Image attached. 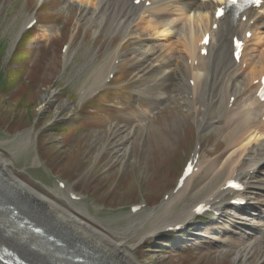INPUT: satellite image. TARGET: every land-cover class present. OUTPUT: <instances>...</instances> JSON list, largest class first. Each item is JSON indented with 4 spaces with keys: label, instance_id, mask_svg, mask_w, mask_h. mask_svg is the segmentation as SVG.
Segmentation results:
<instances>
[{
    "label": "rangeland",
    "instance_id": "obj_1",
    "mask_svg": "<svg viewBox=\"0 0 264 264\" xmlns=\"http://www.w3.org/2000/svg\"><path fill=\"white\" fill-rule=\"evenodd\" d=\"M83 4L79 0H0V70L8 76L7 89L0 88V157L8 171L87 221L91 227L79 229L99 235L89 240L101 239L100 245L113 256L129 251L138 264H261L258 249L250 250L246 260L238 253L247 244H242V235L262 225L264 170L245 178L247 209L232 210L225 197L231 195L222 192L215 198L226 200L217 199V208L203 222L196 216L187 219L197 203L220 188L221 181L207 188L212 172L205 168L222 155L235 135L221 138L216 129L199 128L201 117L193 109L203 108L202 95L192 103L174 89L168 101L158 99L153 74L141 69L147 73L144 77L139 72L138 31L123 36L112 23L100 25L91 20V10ZM32 18L37 19L30 27L33 38L18 49L21 60L10 59L12 46ZM259 31L252 43L257 36L264 37ZM254 44L255 49L263 46ZM90 84L97 86L99 95L85 103L79 92ZM220 91L221 86H216L215 100L219 99L209 104L208 117L224 106ZM154 110L157 113L151 115ZM139 118L149 124L135 128ZM195 152L194 173L172 193L182 165ZM226 170L221 169L222 175ZM58 180L64 188L57 186ZM203 185L202 195L195 196ZM70 190L79 199H71ZM165 194L168 199L163 200ZM135 204L141 207L133 213L130 207ZM16 212L12 214H21ZM21 217L44 233H49L45 227H56V223L41 222V226ZM182 219L187 222L177 233L162 238L170 224ZM69 221L65 218L64 226L56 229L65 228ZM75 247L72 250L82 249ZM15 250L21 255L26 248Z\"/></svg>",
    "mask_w": 264,
    "mask_h": 264
},
{
    "label": "bare ground",
    "instance_id": "obj_2",
    "mask_svg": "<svg viewBox=\"0 0 264 264\" xmlns=\"http://www.w3.org/2000/svg\"><path fill=\"white\" fill-rule=\"evenodd\" d=\"M79 1L90 8L91 11L88 12L92 21L100 25L112 23L113 29H119L123 36L131 30L138 31L139 34L135 33L138 45L135 56L138 57L139 72L144 77L147 73L141 69L149 70L153 74L150 75L151 80L153 79L150 81L153 82L155 89L153 93L158 99L168 101L167 95H170L174 89L178 93L180 89L187 99L190 97L192 103L202 95L200 104L203 108L193 109L196 113L199 112L201 120L205 119L204 124H200L201 120L199 121V128L216 129L218 137L221 138H226L230 134L235 135L226 145V150L221 152L222 155L211 160L206 166L205 170L212 172L207 188L211 184L214 186L218 181H221L219 184L222 187L230 179L237 180L243 185V188L237 192L230 188L216 189L204 199L205 204L212 206L215 197L222 192H228L231 199H245L247 186L244 185L243 180L264 170V119H261L264 116V101H261L257 95L261 76L264 75L263 34L257 36L259 38L257 42H253L255 43L253 46L258 44L263 46L258 47L259 49L251 47L253 44L251 40L260 33L256 31L261 28L264 32V3L260 7L249 8L234 15L227 12L222 18L216 19L214 13L224 0H148L147 5L146 0L138 3H135V0ZM177 13L180 15L175 16ZM247 32H251V39L246 38ZM206 33L209 34L208 44L205 47L206 54H201L200 41ZM175 36L177 38H174ZM233 37L243 40L238 62L232 56ZM165 43L167 49H160ZM187 54L191 56V62L195 60V64L187 63ZM242 63H245L244 67ZM254 78L258 80L253 84L251 80L253 81ZM189 79L192 80V85ZM216 86H221L220 95L222 94V101L225 100L226 103L221 112L216 111V114L208 117L209 107L219 99L215 100L217 96L219 97L215 92ZM81 93L87 94V90L82 89ZM45 95L47 99L50 97V93ZM231 97L232 100L229 101ZM142 122L143 118H139L134 127L149 124L148 120L147 123ZM125 131L130 134L131 130ZM223 168L227 170L226 174L222 175ZM0 170V245L5 244L0 247V264L138 263L129 251L123 255L113 256L110 250L100 245L101 239L89 240L91 236L97 234L91 230L79 229L83 225L85 226L81 229L91 227L87 221L73 215L50 197L12 175L2 157H0ZM204 185L200 186L203 189L199 187L196 190L195 196L202 195L200 193L205 190ZM16 211L21 214H12ZM22 215L34 219L41 226V222H47L56 223V227H45L49 233H44L45 230L36 233L34 228L37 226L29 219L21 217ZM262 215L264 216V213ZM263 216L260 219L263 226L250 235L243 234L240 240L242 244H247L242 251L238 250L241 251L238 254L246 260L249 258L250 250L258 249L261 264H264ZM190 217L191 215L188 214L187 219ZM65 218H70V221L65 223V228L57 230L56 228L64 226L62 221ZM184 220L182 219L181 224L185 222ZM52 237L54 239L59 237L61 240L57 241ZM65 242L69 244L66 245ZM112 243L116 244V241ZM231 244L236 243L231 240ZM75 246L81 247L87 253L82 249L72 250L73 247L77 249ZM15 247L20 251L25 248L26 250L24 253L21 251L20 255Z\"/></svg>",
    "mask_w": 264,
    "mask_h": 264
},
{
    "label": "trees",
    "instance_id": "obj_3",
    "mask_svg": "<svg viewBox=\"0 0 264 264\" xmlns=\"http://www.w3.org/2000/svg\"><path fill=\"white\" fill-rule=\"evenodd\" d=\"M41 6V5H40ZM39 6V8H40ZM35 32H33L32 30L31 31H28L21 39V41L18 43L17 45V48L15 49L14 53H13V59L15 60H21L22 58V54H20L18 52V49L22 48V46L24 44H26V42H28L29 40H31L34 36ZM4 80H1L0 79V88L6 90L7 89V86H8V82H3Z\"/></svg>",
    "mask_w": 264,
    "mask_h": 264
}]
</instances>
